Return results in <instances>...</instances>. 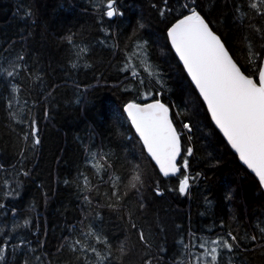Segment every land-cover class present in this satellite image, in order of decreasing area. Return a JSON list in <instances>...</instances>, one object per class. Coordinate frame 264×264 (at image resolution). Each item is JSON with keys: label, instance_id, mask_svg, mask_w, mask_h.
<instances>
[{"label": "snow or ice", "instance_id": "snow-or-ice-1", "mask_svg": "<svg viewBox=\"0 0 264 264\" xmlns=\"http://www.w3.org/2000/svg\"><path fill=\"white\" fill-rule=\"evenodd\" d=\"M89 2L87 10L103 35L95 42L77 41L78 33L71 30L61 37L68 50L65 83L70 79L77 89V104L85 94L75 79L81 69L93 73L95 86L118 88L125 99L111 113L113 124L117 129L128 126L131 135L124 138L135 150L123 145L126 154L121 156L111 145H97L91 133L87 140L78 138L81 163L62 182L75 189L81 214L65 223L55 251L48 249L38 215L21 218L14 201L31 175L30 158L41 145L40 111L49 118L60 85L47 82L39 60L29 57L23 45L0 51V112L18 147L11 161L0 162V264H60L65 255L66 264H242L241 252L259 249L264 255V213L250 224L246 216L238 221L235 213L236 223L213 220L200 230L175 224L169 248L166 237L157 240L156 230L165 231L159 218L154 224L147 219L145 196L150 187L154 197L166 192L190 197L193 185L205 175L193 174L190 163L195 155L193 130L203 123L264 198V0H213L220 15L212 18L201 0H150L162 25L156 37L163 39L161 52L175 62L187 85L190 104L183 108L161 99L170 90L171 77L154 58L155 41L144 37L145 24L138 20L123 34L118 25L113 27L125 15L120 0ZM21 7L23 17L31 19V7ZM225 19L231 28L221 31ZM97 44L108 50V66L115 73L111 85L92 59ZM209 156L207 167L221 165L219 157ZM235 199L232 191L226 193L230 205ZM98 209L121 221L122 238L105 229ZM28 211L35 212L36 205Z\"/></svg>", "mask_w": 264, "mask_h": 264}, {"label": "trees", "instance_id": "trees-1", "mask_svg": "<svg viewBox=\"0 0 264 264\" xmlns=\"http://www.w3.org/2000/svg\"><path fill=\"white\" fill-rule=\"evenodd\" d=\"M149 2L150 0H120L125 15L118 18L113 27L118 25L123 34H128L138 20L145 24L144 37L155 41L154 58L160 63V70L171 77L168 80L170 90L161 99L183 108L185 104H190L187 85L176 72L175 62L161 52L159 45L163 43V39L156 40V37L162 25L158 23ZM201 3L210 18L220 15L219 9L213 7V0H201ZM21 6L31 7V19L23 17ZM89 8V0H0V51L4 48L19 50L23 45L29 57L39 60V67L46 74L47 82L60 85L56 89V100L50 109L49 118L45 119L43 111H40L41 145L30 158L28 167L32 169L31 175L24 180L20 198L14 201L21 218L38 215L41 233L45 230L47 232V248L53 252L65 223L73 222L81 214L75 189L66 187L62 182L65 177L75 175L81 163V139L78 138L87 140L91 133L97 145H111L121 156L126 154L123 145H127V150H135L124 138L131 135L128 126L125 124L117 129L113 124L111 113L118 110L125 99L118 88L95 86L93 73L81 69L76 73L75 79L79 82V91L85 94L83 102L77 104L74 95L77 89L70 79L65 83L68 50L61 37L69 30L78 33L77 41L95 42L103 35L97 31L94 16L87 10ZM32 19H35V24ZM230 28V21L225 19L221 31ZM92 59L111 85L115 80V73L108 66V50L97 44L93 49ZM89 85L93 87H88ZM173 113L175 114V109ZM193 136L195 155L190 158L191 170L193 174L201 171L205 175L193 185L190 197H178L167 192L163 197H154L150 187L145 192L148 200L147 219L154 224L159 218L165 231L160 233L156 230L157 240L164 241L166 237L169 248L173 244L175 224L185 227L190 224L194 230H200L213 220L219 222L223 219L236 223L237 221L232 220L234 213L238 221H244L246 216L250 224L255 216L264 213V198L256 191L252 180L241 171L238 162L218 148L217 141L209 135V129L199 123L193 130ZM17 150L15 133L7 127L4 114L0 112V162L11 161ZM209 153L222 160L219 167L206 166L211 158ZM229 191L236 197L232 205L225 200ZM205 197L210 203L206 202ZM32 204L36 205L35 212L28 211ZM98 211L104 216L105 229L122 238L121 221L106 209ZM67 260L66 255L61 256L60 264H66ZM239 260L242 264H264V255H261L259 249L241 252Z\"/></svg>", "mask_w": 264, "mask_h": 264}]
</instances>
